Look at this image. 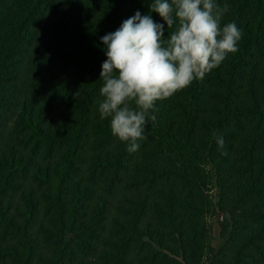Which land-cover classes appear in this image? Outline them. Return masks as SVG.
<instances>
[{"label":"trees","instance_id":"16d2710c","mask_svg":"<svg viewBox=\"0 0 264 264\" xmlns=\"http://www.w3.org/2000/svg\"><path fill=\"white\" fill-rule=\"evenodd\" d=\"M150 2L0 0V264H264V0H215L238 51L129 153L98 112L101 37L139 11L167 39Z\"/></svg>","mask_w":264,"mask_h":264},{"label":"clouds","instance_id":"9594fccd","mask_svg":"<svg viewBox=\"0 0 264 264\" xmlns=\"http://www.w3.org/2000/svg\"><path fill=\"white\" fill-rule=\"evenodd\" d=\"M149 11L157 13L167 29L177 25L167 39L164 24L139 11L101 37L107 59L99 77L103 86L98 112L101 119L110 120L112 136L125 143L129 153L147 139L149 121L155 126L156 116L150 111L156 102L202 80L229 53L238 51L242 36L235 22L221 27L229 6L215 0H152ZM216 143L224 148L222 135H216Z\"/></svg>","mask_w":264,"mask_h":264},{"label":"rangeland","instance_id":"374dc122","mask_svg":"<svg viewBox=\"0 0 264 264\" xmlns=\"http://www.w3.org/2000/svg\"><path fill=\"white\" fill-rule=\"evenodd\" d=\"M224 218L223 216L220 217L219 222H223ZM218 220L214 221V228H213V245L217 248L221 247L223 243L225 242L220 238V226H219Z\"/></svg>","mask_w":264,"mask_h":264}]
</instances>
